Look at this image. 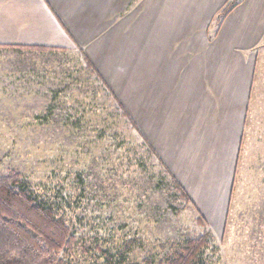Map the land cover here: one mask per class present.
<instances>
[{"label":"crops","instance_id":"1","mask_svg":"<svg viewBox=\"0 0 264 264\" xmlns=\"http://www.w3.org/2000/svg\"><path fill=\"white\" fill-rule=\"evenodd\" d=\"M228 1L0 0V46L84 52L199 211L231 238L238 205H264V101L254 93L264 0H242L219 23Z\"/></svg>","mask_w":264,"mask_h":264},{"label":"rangeland","instance_id":"2","mask_svg":"<svg viewBox=\"0 0 264 264\" xmlns=\"http://www.w3.org/2000/svg\"><path fill=\"white\" fill-rule=\"evenodd\" d=\"M257 52L254 93L264 101V44ZM19 55L0 49V169L60 206L75 227L74 264H105L100 249L122 253V264H159L201 235L206 264H264V205L239 204L229 238L179 197L79 50ZM245 148L254 165L255 147Z\"/></svg>","mask_w":264,"mask_h":264},{"label":"trees","instance_id":"3","mask_svg":"<svg viewBox=\"0 0 264 264\" xmlns=\"http://www.w3.org/2000/svg\"><path fill=\"white\" fill-rule=\"evenodd\" d=\"M241 1L229 0L217 14L216 21L221 23L224 17ZM0 49L12 50L18 53V56L25 52L62 50L40 45H3ZM83 57L89 72L101 80L104 91L117 101L123 116H126L136 127L135 120L104 78L91 61L84 55ZM138 130L147 148L157 156L164 171L169 175L179 197L196 207L189 194L170 172L140 128ZM54 203L55 201L37 193L23 173L17 170L0 169V264H74L71 256L75 255V250L79 248L75 238V227L67 216L60 212V206ZM199 221L201 224H206L202 218ZM209 246L210 242L206 235L193 237L173 253L167 261H161L159 264H206ZM98 251L104 256L105 264H122L124 260L122 253L112 254L105 249Z\"/></svg>","mask_w":264,"mask_h":264}]
</instances>
